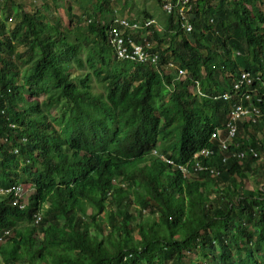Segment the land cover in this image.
<instances>
[{
  "label": "trees",
  "instance_id": "trees-1",
  "mask_svg": "<svg viewBox=\"0 0 264 264\" xmlns=\"http://www.w3.org/2000/svg\"><path fill=\"white\" fill-rule=\"evenodd\" d=\"M66 1L65 26L51 10L59 0L34 12L10 1L0 14V188L33 185L24 209L0 201V233L12 230L0 264H264V180L247 187L250 174L264 179V0H194L190 33L167 15L176 48L153 47L159 68L172 52L188 70L174 82L117 59L112 0ZM243 70L263 116L237 121L223 149L212 133H225L230 103L213 96ZM251 147L263 160L250 154L245 169L232 153ZM154 148L180 164L212 152L186 176L159 157L149 164ZM43 206L47 217L33 225Z\"/></svg>",
  "mask_w": 264,
  "mask_h": 264
},
{
  "label": "built area",
  "instance_id": "built-area-1",
  "mask_svg": "<svg viewBox=\"0 0 264 264\" xmlns=\"http://www.w3.org/2000/svg\"><path fill=\"white\" fill-rule=\"evenodd\" d=\"M160 1L162 9L165 13L168 16H173L185 32L190 33L193 30V24L189 20V16L193 8V0ZM112 22L113 26L109 32L108 40L118 59L131 63H147L156 66L161 72H173V82L175 80H184L186 78L188 70L177 64L175 60H169L167 63L163 64L162 68H159L160 54L159 52L153 50L151 46L152 44L146 41V38H144L141 42H136L134 40V37L138 32L137 29L140 28L139 22L133 21L125 16H116ZM155 22L156 21L153 18H150L145 21L144 25L146 27L153 26ZM253 84L254 81L252 73L250 71L243 70L240 72L238 77L233 80L231 89L213 96V98L217 101L222 100L230 103L229 114L224 128L225 133H220L221 130L217 129L212 134L213 138H217L221 141L220 144L223 149L228 148L229 144L234 141L238 131L237 121L243 118H252L253 121L258 122L262 119V109L254 101V99H257V102H260L261 96L260 93H258V88L253 87ZM196 86L198 87L199 83H197ZM199 93L201 92L199 91ZM210 152H212V150L204 148L200 151V154L208 155ZM200 154H195V157L197 158ZM250 154L260 160H263V157L259 156L258 151L254 147H251L249 151H234L232 156L237 157L240 160H248V155ZM180 167L186 170L185 167ZM201 168V165L197 162L196 169ZM6 193H13L16 201L23 196L24 188L19 185L8 189H1L0 198L1 195Z\"/></svg>",
  "mask_w": 264,
  "mask_h": 264
},
{
  "label": "rangeland",
  "instance_id": "rangeland-1",
  "mask_svg": "<svg viewBox=\"0 0 264 264\" xmlns=\"http://www.w3.org/2000/svg\"><path fill=\"white\" fill-rule=\"evenodd\" d=\"M10 1H12L14 4H21L25 10L31 11V12H34L38 9L41 10L43 2H44V0H0V10H1L0 14L7 11ZM59 1L61 3L59 7L56 8L54 4H52L51 10L53 11L52 14H53L54 20L59 21L63 26H65L69 19L68 9H67L68 1L66 0H59ZM112 2H113L112 5L114 6L116 10V16L124 14L126 16H129L131 19H134V17H136L138 20H143L144 18L147 17L144 14V10L152 11V13L160 21H164L167 16L165 11L162 9V7L158 6V3L156 0H114V1L112 0ZM71 3H72L71 9H73L72 11L75 13V15L80 17L78 23L82 22L83 24H86L87 17H86V14H83V6L77 5L75 2H71ZM152 6H153V9H152ZM144 7H146V9H144ZM18 17L19 16H17V14L12 13V18L8 20L9 34L12 33L13 26L18 22L19 20ZM73 24L76 25V23H73ZM152 28L157 29L160 33L157 36H155L152 31ZM152 28L150 29L148 36H146V41L150 42L151 44L153 43L155 47L161 48L162 50L168 48L169 46H171L172 50L174 47L176 48L175 43L171 42L172 37L169 36L170 35L169 33H166L164 29L162 28L159 29V27H156V26H153ZM181 37L182 35L178 37V39H180ZM192 43L194 45L196 44V42H192ZM168 55H169V58L172 59L171 57L173 56L172 52H168ZM92 83H93V89L96 92L102 93L104 91L105 89L104 85L102 83H99L96 80L95 76H93ZM42 98L43 97H41V99ZM155 158H156L155 155H151L148 158L149 164L155 163L154 162ZM247 163L248 161L245 160V169L248 168ZM262 178H263L262 176H259V175L255 176L254 174H250V177L248 178V182H247V187L253 188L259 185L261 186L264 180ZM24 184H26L27 187L28 185H30L29 183H24ZM107 205L110 206V203L107 202ZM41 211L43 212V218L47 217V211H46L45 206L42 207ZM144 212L148 214V209H144ZM5 241L6 239H4L3 242L1 243L3 246L7 244L5 243Z\"/></svg>",
  "mask_w": 264,
  "mask_h": 264
},
{
  "label": "clouds",
  "instance_id": "clouds-1",
  "mask_svg": "<svg viewBox=\"0 0 264 264\" xmlns=\"http://www.w3.org/2000/svg\"><path fill=\"white\" fill-rule=\"evenodd\" d=\"M193 3H194V0H193ZM162 7V6H161ZM167 15V14H166ZM117 16H125V17H128L129 19H131L129 16H126V15H117ZM116 17V16H115ZM150 18H153L156 22L154 23V25L153 26H156V27H158V25H157V20L154 18V17H146V18H144L143 20H138L136 17H134V19H131V20H133V21H136V22H139V25H140V28L139 29H137L138 30V32L137 33H140V40L138 41V42H141L144 38H146V36H148V34H149V32H150V29L153 27V26H145L144 25V23H145V21L146 20H148V19H150ZM137 35V34H136ZM135 35V36H136ZM134 40H135V37H134ZM152 48H153V50L154 51H157V52H159L158 50H156V48H154L155 46L153 45V43H152ZM154 46V47H153ZM116 54V53H115ZM160 54V53H159ZM117 57V56H116ZM117 59H118V57H117ZM120 60V59H119ZM170 60H172V59H170ZM121 61H123V60H121ZM146 64V63H145ZM178 64V63H177ZM149 65H151V64H149ZM165 70V69H164ZM168 71H164V73H167ZM169 73H171L173 76H174V74H173V72H169ZM187 76H188V74H187ZM187 76H186V78H187ZM185 78V79H186ZM197 87V86H196ZM200 89V88H199ZM193 90V87H192V89H191V91ZM193 91H195V89L193 90ZM197 92V91H196ZM198 93H199V91H198ZM201 94V93H200ZM220 130H221V128H219ZM223 131H224V129H222ZM216 131V130H215ZM214 131V132H215ZM213 132V133H214ZM212 133V134H213ZM220 133H222V131H220ZM224 134V133H223ZM220 136H221V134H220ZM213 138V137H212ZM197 153H199L200 154V151H197V152H195L194 153V155H193V157L190 159V161L189 162H187V163H185V164H180V163H178V162H176L173 158H170V157H168V156H166L165 154H163V153H160L159 152V150L157 149V148H154L153 149V151H152V155H155L156 157H159L162 161H164V163L165 164H167V165H170V166H172V167H175V168H178L182 173H183V175H186V176H190V165H192V167L194 168V170H200V169H196V164H197V162L201 165V169H203L204 167L202 166V164L200 163V161H199V158H200V156H201V154L196 158L195 157V154H197ZM180 166H182V167H185L186 168V170H184L183 168H181ZM30 184V183H29ZM19 185H21L23 188H24V193H23V196L21 197V198H19V199H17L16 201H15V197L13 196V193H6V194H3V195H1V198H0V201L4 198V197H6V196H10V198L8 199V202H10V203H12L14 206H17L19 209H24L27 205H28V198H29V196H30V194H31V191L33 190V185H28V187L26 186V184H24V183H18V184H15V185H13V186H10V187H8V188H11V187H16V186H19ZM121 185H123V184H121ZM8 188H0V190L1 189H8ZM42 219H43V212L41 211V210H39V211H37V212H35L34 214H33V225H36V226H38L39 224H40V222L42 221ZM11 232H12V230H10V229H5V230H3V231H1V233H0V246L1 247H3V245L1 244L2 242H3V240L4 239H6V241H5V243H7L8 244V238L11 236ZM7 244L6 245H4V247H7Z\"/></svg>",
  "mask_w": 264,
  "mask_h": 264
},
{
  "label": "crops",
  "instance_id": "crops-1",
  "mask_svg": "<svg viewBox=\"0 0 264 264\" xmlns=\"http://www.w3.org/2000/svg\"><path fill=\"white\" fill-rule=\"evenodd\" d=\"M157 3H158V1H157ZM152 9H153V6H152ZM150 14H152V17H154L157 20V25H158L159 29H161V28L162 29H167V28L171 27L170 26V24H171L170 19L167 16H166L164 21H160L158 18H156V16L152 13V11H150Z\"/></svg>",
  "mask_w": 264,
  "mask_h": 264
}]
</instances>
